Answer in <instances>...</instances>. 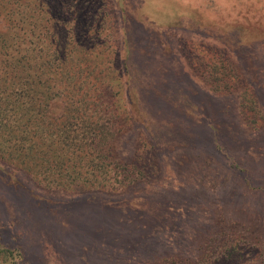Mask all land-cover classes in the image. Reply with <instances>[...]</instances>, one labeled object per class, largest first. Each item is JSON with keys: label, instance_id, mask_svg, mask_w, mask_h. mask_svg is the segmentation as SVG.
<instances>
[{"label": "rangeland", "instance_id": "1", "mask_svg": "<svg viewBox=\"0 0 264 264\" xmlns=\"http://www.w3.org/2000/svg\"><path fill=\"white\" fill-rule=\"evenodd\" d=\"M107 1L132 103L118 154L144 143L155 165L103 192L0 162V264H264V0H124V17ZM243 92L260 111L241 113Z\"/></svg>", "mask_w": 264, "mask_h": 264}, {"label": "trees", "instance_id": "2", "mask_svg": "<svg viewBox=\"0 0 264 264\" xmlns=\"http://www.w3.org/2000/svg\"><path fill=\"white\" fill-rule=\"evenodd\" d=\"M118 2L124 17L126 3ZM107 3L0 0V162L40 184L120 191L144 177L143 161L155 165L153 157L145 159L144 143L132 164L118 154L117 135L132 103L124 95L128 58L117 65L109 44L113 28ZM175 3L171 9L185 8ZM155 5L147 7L152 17L167 19L155 10L162 7L164 13L168 7ZM120 43L128 45L126 30ZM222 70L220 78L228 77L230 72ZM240 105L243 115L252 107L260 111L249 92L242 93Z\"/></svg>", "mask_w": 264, "mask_h": 264}]
</instances>
